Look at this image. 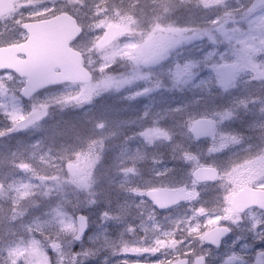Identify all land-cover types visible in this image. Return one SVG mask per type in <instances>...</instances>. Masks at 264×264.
<instances>
[{"label":"rangeland","instance_id":"374dc122","mask_svg":"<svg viewBox=\"0 0 264 264\" xmlns=\"http://www.w3.org/2000/svg\"><path fill=\"white\" fill-rule=\"evenodd\" d=\"M20 1L12 0L14 17L24 12ZM80 1L38 0L39 8L25 9L24 16H50L61 7L76 18L80 7V13L96 11V19L88 22L78 16L88 27L78 49L89 60L91 84L45 91L25 103L17 80L0 74V248L14 263L30 255L28 264H154L156 250H142L141 242L127 241L124 231L139 203L147 202L146 188L183 190L200 162L219 171L230 194L244 183L264 188V146H259L264 97L253 96V84L264 86V11L242 18L250 0H231L229 16L210 27L221 19L223 6H218L224 0H142L146 3L136 13L108 0H86L88 9ZM5 21L0 22V44L18 37ZM111 25L119 28L121 40L98 52L96 42ZM152 36V47L144 52L140 44ZM214 39L224 40L219 54ZM136 55L141 56L137 66L130 63ZM224 64H237L239 74L232 87L222 90L215 71ZM162 86L190 94L170 100L160 93ZM158 93L157 108L142 101L155 100ZM57 117L77 118L82 126L73 122V128ZM198 118L218 126L212 138L195 146L191 126ZM169 149L190 164L176 184L165 176L176 167L153 162L156 153ZM68 163L77 169L76 178L67 174ZM150 164L157 168L150 170ZM150 177L156 184L149 185ZM81 213L88 232L76 243L75 217ZM175 216L169 223L190 224V232L198 233L191 225L197 217L185 219L179 211ZM40 217L54 224L60 237L31 238L30 231L41 229ZM144 228L150 235L162 229L154 223ZM193 245H185V253Z\"/></svg>","mask_w":264,"mask_h":264},{"label":"flooded vegetation","instance_id":"af4514ba","mask_svg":"<svg viewBox=\"0 0 264 264\" xmlns=\"http://www.w3.org/2000/svg\"><path fill=\"white\" fill-rule=\"evenodd\" d=\"M137 1L138 0H130L129 3L125 4L139 6V3ZM252 1L253 0H250L245 8H243L244 11L242 18L251 17L261 11H264L263 6L261 7V9L255 11L252 15L245 16L244 12L246 11V8L252 3ZM19 4L23 8L24 12L26 10L32 9L33 7L39 8L40 6L38 0H21ZM83 6L85 7V9H88L87 6ZM221 6H223V15H220L219 18L221 19L218 20L219 22L221 21V23H214L210 27H213L216 24L218 26L219 24H222V18L224 19L225 16L228 17L229 10L232 11L231 0H224V2H220L218 6L219 10L221 9ZM14 9L15 11L13 13L1 17L0 22L6 20L5 22L7 24V27H14L10 29V32L11 30L16 28L17 31L13 30V32L11 33L17 34L18 37L12 36V38H8V42L1 43L0 46L19 45L26 42L27 35L23 30H21V26L23 24L40 23L46 20L50 21V19H54L56 16L65 14L70 18H74L77 22L78 27H80L82 31H84V29H86L85 26L87 25H84V22L82 21H77L78 16H84L87 22L88 20H91L93 16L97 17L96 15H94L96 11L94 12L92 11V9L89 11V13L87 11L80 13V7V12L76 15V18L73 17L70 11H67L63 7H61L58 8L57 11L55 10L56 12L53 11L50 16L41 15L42 17L40 18L27 19L26 16H24V12L22 13V15L14 17V13L17 10L15 5ZM226 12H228V14H226ZM8 18H12L11 21H9ZM230 18L232 19V14ZM209 22L211 21L209 20ZM201 30L205 29L201 28L200 31ZM240 30L244 32V29ZM152 37L153 38L149 39V42H146V44L143 42L140 44L142 50L145 49V47L147 48L148 44L150 45L151 43H153L155 36ZM81 39L82 37L80 39L73 40L69 45L70 49L81 52L78 49L79 41ZM120 40L121 38L116 43H118ZM221 41L224 42V40ZM213 42L214 44H217L218 49H216V53L219 54V52H221L225 47V44H222V42H220L218 39H214ZM262 49L263 46L261 50ZM261 55L263 56V54ZM134 57L138 59V62L140 61L141 56L136 55ZM18 59L23 60L24 57L20 56L18 57ZM82 59L84 64L88 63V61L86 62L84 53H82ZM132 59L130 63L133 64L134 59ZM126 64L128 65L129 62H127ZM10 74L17 80V84L21 86V89L17 93L21 95L20 92L25 86V79H20L13 73ZM167 77L173 79V72L169 73ZM253 85H255V87L253 88V96L256 98H258L259 96L260 98L264 97V86H260L258 82L257 84ZM214 135L215 134H213L212 137ZM244 136L246 137V139L248 138L247 134H245ZM244 136L242 131L241 137L243 139ZM263 144L264 142L260 143L259 146H264ZM243 160H241L240 162H242ZM160 166L164 167V165ZM197 167H207V165L200 162L199 166ZM153 168L154 166H150L149 169L152 170ZM148 182H151L149 183V185L156 184L154 183L153 177H150V180ZM191 183L183 190V193L187 194V202L179 204L177 207H170L164 210L158 209L146 198L145 199L147 202L139 203L141 208L140 210H138L137 214L135 213V218L129 220L126 223V228L128 229H124V231L127 233L126 240L129 241L137 239L141 242L142 250H156V253L153 255L155 259L153 262L156 261L154 264H175L179 260L183 259L187 260V264H264V203L262 204V207H250L249 202V200H252V198L255 197H263L264 199V191L241 193V190L243 189L250 188L253 190H264V188L260 189V187L258 186L248 185V183H244L241 184L240 187L236 188V190L232 191V193L230 194L227 188H224L225 182L221 179L219 171H217V178L213 183L195 184L192 182V179ZM249 196H251L252 198H249ZM136 204L138 205V203ZM177 211H179V214L185 217V219L197 217L196 219H194L195 221L191 223V225L197 226V234H192L190 232V224L187 227L185 225L176 226V224L169 223L170 220L176 217L175 213ZM147 223H154L155 225L160 224L162 229L156 230L152 235H150L144 228ZM212 231L215 232L213 234H210ZM117 232L118 230L114 227V231L112 230L111 232L112 236H116ZM60 235L61 233L57 232V236L60 237ZM196 239L197 242L194 241ZM189 242H192L195 245L192 246L193 248L190 253H185L183 247L189 244Z\"/></svg>","mask_w":264,"mask_h":264},{"label":"water","instance_id":"95a60500","mask_svg":"<svg viewBox=\"0 0 264 264\" xmlns=\"http://www.w3.org/2000/svg\"><path fill=\"white\" fill-rule=\"evenodd\" d=\"M3 1V0H1ZM4 3L7 1H3ZM1 5V2H0ZM264 5V0H254L248 12L252 13L255 9ZM4 6H0V15L7 11ZM29 31V43L19 47L0 48V71H13L19 76L27 78L26 85L21 91V96L29 100L33 95L43 89L64 83H89L91 75L82 67L81 54L68 48L71 40L79 37L82 30L77 26L73 18L65 14L40 24L28 25L23 27ZM119 38V32L116 27L108 28L97 42V48L105 50ZM26 55L27 60L18 62L17 55ZM28 54L30 56H28ZM134 62H137L135 59ZM55 69L61 71L57 74ZM237 66L224 65L217 70L220 85L227 88L232 85L237 75ZM192 135L196 140H202L216 130V124L210 119H198L192 126ZM67 173L73 177L76 168L68 163ZM217 172L212 168H197L192 174L195 183H208L215 181ZM262 192L250 189H243L241 193ZM239 193V194H241ZM148 199L152 202L170 200V205H175L187 198L186 194L173 190H155L146 193ZM78 220V234L76 240H79L85 232L86 222L82 218ZM186 261H180L178 264H186Z\"/></svg>","mask_w":264,"mask_h":264},{"label":"trees","instance_id":"16d2710c","mask_svg":"<svg viewBox=\"0 0 264 264\" xmlns=\"http://www.w3.org/2000/svg\"><path fill=\"white\" fill-rule=\"evenodd\" d=\"M109 1H111V2H113V0H109ZM120 1V0H119ZM115 2V4H117L118 5V1L116 0V1H114ZM110 3V2H109ZM93 19H96V18H93ZM92 19V20H93ZM170 78V77H169ZM171 81H172V79H171ZM162 89H161V92L160 93H162L163 94V96H166V97H168L170 100H172V99H174V97L175 96H181V97H188L189 96V94H190V92L189 91H187V90H185V91H183V90H181V91H179V93H175V90H172L169 86H162L161 87ZM193 106H198V105H193ZM192 108V107H191ZM185 109H187V108H183V110H185ZM58 118V117H57ZM71 118H66V119H64V118H61V121L63 120V121H65V123H66V120L67 121H69ZM56 120H58V119H56ZM181 117H179V121L181 122ZM60 121V120H59ZM78 125V124H77ZM71 127H73V128H75L76 127V125H71ZM175 139V138H174ZM174 139H172L171 141L173 142V140ZM192 142H193V145H197V144H199V142H194L193 140H192ZM169 148H174V146L172 145V144H170L169 145ZM170 150V149H169ZM168 151V150H167ZM169 152H170V154H169ZM168 156V157H167ZM175 156V154H173L172 152H171V150L170 151H168L167 153H164V155H160V154H157L156 153V155H155V157L153 158V162L155 161L157 164H160V165H165V164H168L170 167H173V168H175V170H171V174H170V176L169 175H165L166 176V178L168 179V177H169V179H168V181H169V184L170 183H172V184H176L177 183V181H178V179H179V176L181 177L182 176V174H181V172H185L186 173V170H184V169H186V168H188L189 167V162H186V160H179L178 158H176V157H174ZM60 160H58L57 162H59ZM150 166H154V164L153 165H151L150 164ZM154 168H157V166H154ZM153 168V169H154ZM174 172V173H173ZM22 264H25L24 263V260L22 261Z\"/></svg>","mask_w":264,"mask_h":264},{"label":"bare ground","instance_id":"6f19581e","mask_svg":"<svg viewBox=\"0 0 264 264\" xmlns=\"http://www.w3.org/2000/svg\"><path fill=\"white\" fill-rule=\"evenodd\" d=\"M211 103V102H210ZM61 118V117H60ZM84 219L85 220V222H86V226H87V228H88V221L84 218V216L82 215V213L81 214H78L76 217H75V220H77V219ZM40 219H41V229L39 230V231H41V232H43V233H49L48 232V222H44V221H47L48 220V217H46V216H44L43 217V220H42V217H40ZM31 233H35V231H31ZM36 235H37V233H36ZM34 240H37V242H39V236H37L36 237V239H34ZM74 242H76V243H79L77 240H74Z\"/></svg>","mask_w":264,"mask_h":264}]
</instances>
